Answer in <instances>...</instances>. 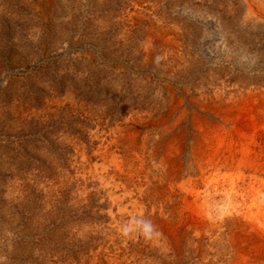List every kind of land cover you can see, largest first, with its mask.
<instances>
[{"label":"rangeland","instance_id":"rangeland-1","mask_svg":"<svg viewBox=\"0 0 264 264\" xmlns=\"http://www.w3.org/2000/svg\"><path fill=\"white\" fill-rule=\"evenodd\" d=\"M252 3L0 0V264H264L229 196L264 177L196 164L264 165Z\"/></svg>","mask_w":264,"mask_h":264},{"label":"bare ground","instance_id":"bare-ground-1","mask_svg":"<svg viewBox=\"0 0 264 264\" xmlns=\"http://www.w3.org/2000/svg\"><path fill=\"white\" fill-rule=\"evenodd\" d=\"M253 3L255 4V5H257L258 7H260V8H262L263 9V12H264V0H253ZM252 3V4H253ZM252 6H254V5H252ZM252 8V7H251ZM252 10V9H251ZM259 13H261V12H259ZM250 14V13H249ZM263 15V14H262ZM160 32V31H159ZM257 93V92H256ZM263 93V92H262ZM253 94L254 93H251L250 91L248 92L247 91V97H248V99L249 98H253ZM258 94H259V92H258ZM256 95V94H255ZM259 97V96H258ZM254 98H255V96H254ZM232 114V113H231ZM223 115V114H222ZM237 116V115H236ZM235 116V117H236ZM240 116V115H239ZM238 117V116H237ZM233 118V117H232ZM200 119V118H199ZM194 121V120H193ZM230 121H232V120H230ZM200 122V121H199ZM197 123H198V120H197ZM196 123V124H197ZM253 123V122H252ZM196 129V128H195ZM197 130V129H196ZM250 130V129H249ZM248 130V131H249ZM228 133V132H227ZM245 133H247V132H245ZM242 134V133H241ZM223 136V135H222ZM198 137V136H197ZM198 147V146H197ZM246 148V147H245ZM246 150V149H245ZM242 151H243V149H242ZM249 151V150H248ZM234 152V151H233ZM236 152V151H235ZM247 152V151H246ZM250 152V151H249ZM197 153V152H196ZM229 153V152H228ZM218 154H219V152H218ZM233 154V153H232ZM235 154V153H234ZM227 155H229V154H227ZM244 155V154H243ZM234 156V155H233ZM231 157V156H230ZM230 157H229V159H230ZM235 157H236V155H235ZM234 157V158H235ZM163 158V157H162ZM222 158V157H221ZM220 158V159H221ZM250 158V157H249ZM167 159V158H166ZM227 159V158H226ZM236 159V158H235ZM234 159V160H235ZM245 159V158H244ZM224 159H222V160H220V161H223ZM242 160V159H241ZM240 160V161H241ZM248 161V160H247ZM166 162V161H165ZM113 163V162H112ZM127 163V162H126ZM173 163V162H172ZM171 163V164H172ZM198 163V164H197ZM117 164V163H116ZM128 164V163H127ZM143 164V163H142ZM182 164V163H181ZM196 164L198 165V170H199V173H201V171H202V173L203 174H210L211 176H212V174H216V175H218L219 173H222V172H225V173H227V172H235V171H237V173H238V175L241 173V172H244V173H249V174H252L251 176H248V178H249V180L251 181V180H253L254 178H253V176H255L256 174H258V176H263L264 177V165H262V164H260L259 162H236V161H234V162H229V161H227L226 160V162H196ZM158 165V164H157ZM180 165V164H179ZM128 166V165H127ZM163 166H165V165H163ZM173 166V165H172ZM178 166V165H177ZM176 166V167H177ZM194 166V165H193ZM116 167V166H115ZM130 167H131V165H130ZM140 167V166H139ZM143 167V166H142ZM158 167V166H157ZM171 167V166H170ZM184 167V166H183ZM169 168V167H168ZM167 168V169H168ZM181 168V167H180ZM196 168V167H195ZM127 169V168H126ZM133 169V168H132ZM166 169V170H167ZM179 169V168H178ZM163 170V169H162ZM170 170H171V168H170ZM183 170V169H182ZM188 170V169H187ZM177 171V170H176ZM192 171V170H191ZM124 172V171H123ZM126 172V171H125ZM166 172V171H165ZM168 172V171H167ZM171 172V171H170ZM169 172V173H170ZM181 172V171H180ZM186 172V171H185ZM117 173V172H116ZM119 173V172H118ZM128 173V172H127ZM179 173V172H178ZM177 173V174H178ZM182 173V172H181ZM188 172H186V174H187ZM201 173V174H202ZM120 174V173H119ZM125 174V173H124ZM131 174V173H130ZM165 174V173H164ZM234 174V173H233ZM121 175V174H120ZM172 175V174H171ZM182 175V174H181ZM244 175V174H243ZM126 176V175H125ZM139 176V175H138ZM146 176V175H145ZM168 176V175H167ZM204 176V175H203ZM219 176V175H218ZM240 176V175H239ZM242 176V175H241ZM127 177H129V176H127ZM151 177V176H150ZM174 177H175V175H174ZM233 177H234V175H233ZM238 177V176H237ZM246 177V176H245ZM160 178H162L161 176H160ZM169 178V177H168ZM178 178V177H177ZM222 178V177H221ZM243 178V177H242ZM241 178V179H242ZM151 179V178H150ZM181 179V178H180ZM183 179V178H182ZM216 179H217V177H216ZM223 179V178H222ZM228 179V178H227ZM230 179V178H229ZM241 179H239V180H241ZM143 180V179H142ZM176 180V179H175ZM196 180H197V178H196ZM215 180V179H214ZM213 180V181H214ZM226 179H223V181H225ZM233 180V179H232ZM231 180V181H232ZM238 180V181H239ZM258 180V179H257ZM146 181V180H145ZM202 181V180H201ZM208 181V180H207ZM221 181V180H220ZM223 181H221L223 184L224 183H226V182H223ZM154 182H155V180H154ZM158 182V181H157ZM169 182V181H168ZM172 182V181H171ZM198 182H199V180H198ZM212 182V181H211ZM241 182V181H240ZM245 182V181H244ZM244 182L242 183V184H240V183H234V181L231 183V187L229 188V190H230V194H229V196H230V198H232L236 203H234L235 205L233 206V209L230 211V216H231V218H232V220L234 219V220H236V222L238 223V225L240 226V230L241 231H243V232H252V239H254V241H256L260 246L261 245H264V200L263 201H260L259 200V194H260V188L258 187L256 190L255 189H253L252 191H248V189H249V187H246L245 189L242 187V186H244ZM253 182V181H252ZM133 183V182H132ZM164 183H166V182H164ZM209 183V182H208ZM229 183V182H228ZM261 183V182H260ZM127 184V183H126ZM139 184V183H138ZM155 184V183H154ZM191 181L190 180H186V181H182L180 184H178L177 185V183H175L174 184V188H173V190H174V192H179L180 193V195H181V198H182V200H183V204H184V206L185 207H194L195 206V209H197L196 208V201H190L189 202V199L191 198V197H198V193L197 192H195L192 188H190V186H191ZM129 185V184H128ZM157 185V184H156ZM169 185V184H168ZM195 185V184H194ZM198 185V184H197ZM204 185V184H203ZM221 185V184H220ZM228 185V184H227ZM193 186V185H192ZM191 186V187H192ZM206 186H207V183H206ZM212 186V185H211ZM250 186V185H249ZM133 187V186H132ZM140 187V186H139ZM158 187V186H157ZM170 187V186H169ZM198 187V186H197ZM260 187H262L263 189L262 190H264V184L261 186L260 185ZM155 188V187H154ZM154 188H152V189H154ZM158 189V188H157ZM167 189V188H166ZM196 189V188H195ZM223 189H224V187H223ZM128 190V189H127ZM140 190V189H139ZM162 190V189H161ZM164 190V189H163ZM173 190H172V193H174L173 192ZM218 190V189H217ZM141 191H143V190H141ZM154 191H155V189H154ZM169 191V190H168ZM209 191V190H208ZM223 191V190H222ZM225 191V190H224ZM159 192H160V190H159ZM206 192V191H205ZM164 193V192H163ZM171 193V194H172ZM219 193H220V191H219ZM218 193V194H219ZM144 194V193H143ZM162 194V193H161ZM214 194V193H213ZM140 195V194H139ZM206 195V194H205ZM209 195H210V192H209ZM227 195V194H226ZM262 195V194H261ZM133 196H135V195H133ZM148 196V195H147ZM149 196H150V194H149ZM148 196V197H149ZM162 196V195H161ZM165 196V195H164ZM168 195H166V197H167ZM175 196V195H174ZM215 196V195H214ZM145 197V196H144ZM200 197V196H199ZM207 197V196H206ZM212 197H213V195H212ZM227 197V196H226ZM137 198V197H136ZM157 198V197H156ZM163 198V197H162ZM172 198V197H171ZM219 198H220V196H219ZM204 199V198H203ZM215 199H217V198H215ZM161 200V199H160ZM155 202H156V200H154ZM162 201V200H161ZM175 201V200H174ZM180 201H181V199H180ZM198 201V200H197ZM205 201V200H204ZM218 201V200H217ZM116 202V201H115ZM148 202V201H147ZM172 202V201H171ZM226 201H224V203H225ZM175 203H176V201H175ZM174 203V204H175ZM136 204H138V203H136ZM152 204V203H151ZM174 204H172V205H174ZM219 204V203H218ZM148 205V204H147ZM168 205V204H167ZM182 204H180V206H181ZM202 205V204H201ZM200 205V206H201ZM211 205H214V204H211ZM216 205H217V203H216ZM153 206V205H152ZM164 206V205H163ZM231 206V207H232ZM138 207V206H137ZM168 207V206H167ZM166 207V208H167ZM172 207V206H171ZM182 207V206H181ZM180 207V208H181ZM203 207V206H202ZM175 208V207H174ZM211 208V207H210ZM227 208V207H226ZM138 209V208H137ZM176 209V208H175ZM179 209V208H178ZM146 210V209H145ZM169 210V209H168ZM203 210V209H202ZM209 210H211V209H209ZM208 210V211H209ZM156 211V210H155ZM171 211V210H170ZM180 211H182V210H180ZM190 211V210H189ZM205 211V210H204ZM218 211V210H217ZM141 212V211H140ZM185 212V211H184ZM191 212H193V211H191ZM206 212V211H205ZM220 212V211H219ZM144 213V212H143ZM142 213V214H143ZM150 213V212H149ZM152 213V212H151ZM175 213V212H174ZM206 213H208V212H206ZM195 214V213H194ZM145 215V214H144ZM163 215V214H162ZM186 215V214H185ZM197 215H198V213H197ZM197 215H196V217H197ZM210 215V214H209ZM227 215H229V214H227ZM171 216H173V215H171ZM178 216H182V212H181V215H178ZM200 216V215H199ZM206 216V215H205ZM190 218H191V215L189 216ZM195 217V218H196ZM210 217H211V215H210ZM223 217H225V216H223ZM180 218V217H179ZM178 218V219H179ZM183 218H185V217H183ZM188 218V217H187ZM202 218V217H201ZM212 218V217H211ZM218 218H220V217H218ZM217 218V219H218ZM144 219V218H143ZM155 219V218H154ZM165 219V218H164ZM204 219V218H203ZM202 219V220H203ZM216 219V220H217ZM151 220V219H150ZM181 220H183V219H181ZM180 220V221H181ZM193 220V219H192ZM198 220V219H197ZM212 220H213V218H212ZM161 221V220H160ZM159 221V222H160ZM190 221V220H189ZM205 221V220H204ZM156 222V221H155ZM182 222V221H181ZM196 222V221H195ZM212 222V221H211ZM219 222H220V220H219ZM157 223H158V221H157ZM188 223V222H187ZM191 223V222H190ZM201 223V222H200ZM208 223V222H207ZM215 223V222H214ZM235 223V222H234ZM164 224V223H163ZM167 224V223H166ZM180 224V223H179ZM199 224V223H198ZM211 224V223H210ZM158 225V224H157ZM190 225V224H189ZM193 225V224H192ZM195 225V224H194ZM204 225V224H203ZM202 225V226H203ZM235 225V224H234ZM237 225V226H238ZM170 226H171V224H170ZM206 226H207V224H206ZM210 226V225H209ZM161 227V226H160ZM163 227V226H162ZM161 227V228H162ZM168 227V226H167ZM182 227V226H181ZM189 227V226H188ZM195 227V226H194ZM204 227V226H203ZM160 228V229H161ZM185 228H187V227H185ZM159 229V228H158ZM167 229V228H166ZM171 229V228H170ZM176 229H178V228H176ZM190 229V228H189ZM210 229V228H209ZM220 229V228H219ZM218 229V230H219ZM237 229V228H236ZM156 230H157V227H156ZM162 230V229H161ZM198 230V229H197ZM202 230V229H201ZM204 230V229H203ZM211 230H212V228H211ZM223 230V229H222ZM225 230V229H224ZM166 231V230H165ZM190 231V230H189ZM156 232V231H155ZM168 232V231H167ZM172 232V231H171ZM174 233H175V231H173ZM181 232V231H180ZM208 232V231H207ZM238 232V231H237ZM164 233V230H163V232H162V234ZM182 233V232H181ZM218 233V232H217ZM161 234V233H160ZM165 234V233H164ZM164 234L163 235H161V236H164ZM173 234V233H172ZM215 234V233H214ZM224 234V233H223ZM230 234V233H229ZM228 234V235H229ZM157 235V234H156ZM174 235V234H173ZM192 235V234H191ZM210 235V234H209ZM212 235V234H211ZM232 235H233V233H232ZM152 236V235H151ZM183 236V238H184V235H182ZM195 236V235H194ZM193 236V237H194ZM230 236V235H229ZM169 237V236H168ZM176 237H177V234H176ZM210 237V236H209ZM212 237V236H211ZM214 237V236H213ZM216 237V236H215ZM235 237H236V235H235ZM178 238H179V236H178ZM198 238H199V236H198ZM208 238V237H207ZM245 238V237H244ZM250 238V237H249ZM159 239V238H158ZM239 239V238H238ZM238 239H235V240H238ZM166 240V239H165ZM170 240H172V239H170ZM179 240V239H178ZM177 240V241H178ZM182 240H184V239H182ZM192 240V239H191ZM200 240H202V239H200ZM233 240V239H232ZM173 241H175V240H173ZM195 241V240H194ZM224 241V240H223ZM202 242V241H201ZM241 242V241H240ZM172 243V242H171ZM176 243V242H175ZM183 243V242H182ZM213 243V242H212ZM234 243V242H233ZM243 243H244V241H243ZM250 243H251V241H250ZM238 244V243H237ZM258 244H257V246H258ZM231 245V244H230ZM234 246V245H233ZM247 246V245H246ZM251 246H253V244L251 245ZM250 246V247H251ZM173 247V246H172ZM177 247H178V245H177ZM232 247V246H231ZM239 247V246H238ZM174 248V247H173ZM197 248H198V246H197ZM247 248V247H246ZM260 248V247H259ZM258 249V248H257ZM263 249H264V247H263ZM252 250V249H251ZM260 250V249H259ZM241 251V250H240ZM254 251H256V250H254ZM253 251V252H254ZM237 252V251H236ZM239 252V251H238ZM257 252H258V250H257ZM244 253V252H243ZM260 254V253H259ZM244 255V254H243ZM250 255H251V253H250ZM249 255V256H250ZM256 255V254H255ZM258 255V254H257ZM263 255V254H262ZM242 256V255H241ZM259 256V255H258ZM264 256V255H263ZM244 257H246L245 255H244ZM244 257H242V258H244ZM252 257V256H251ZM261 258V257H260ZM240 259V258H239ZM252 259V258H251ZM255 259V258H254ZM263 260V259H262ZM250 264H252V263H250ZM256 264H259V263H256Z\"/></svg>","mask_w":264,"mask_h":264},{"label":"clouds","instance_id":"clouds-1","mask_svg":"<svg viewBox=\"0 0 264 264\" xmlns=\"http://www.w3.org/2000/svg\"><path fill=\"white\" fill-rule=\"evenodd\" d=\"M146 231H148V229H146Z\"/></svg>","mask_w":264,"mask_h":264}]
</instances>
